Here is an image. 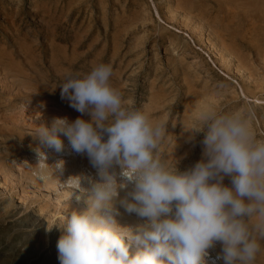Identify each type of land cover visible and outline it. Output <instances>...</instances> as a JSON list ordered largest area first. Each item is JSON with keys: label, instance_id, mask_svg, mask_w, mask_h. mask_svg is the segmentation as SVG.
Wrapping results in <instances>:
<instances>
[{"label": "rangeland", "instance_id": "obj_1", "mask_svg": "<svg viewBox=\"0 0 264 264\" xmlns=\"http://www.w3.org/2000/svg\"><path fill=\"white\" fill-rule=\"evenodd\" d=\"M99 64L111 66L128 109L163 126L169 170L204 158V133L186 130L205 112L237 114L264 141V0H0V264H60L62 226L87 210L85 177L98 179L88 157L61 134L64 150L42 148L38 164L33 135L55 117L90 120L59 86ZM132 190L113 200L125 233L147 223L120 203ZM124 241L133 256L143 250ZM261 246L255 264H264ZM220 253L217 243L206 264Z\"/></svg>", "mask_w": 264, "mask_h": 264}, {"label": "clouds", "instance_id": "obj_2", "mask_svg": "<svg viewBox=\"0 0 264 264\" xmlns=\"http://www.w3.org/2000/svg\"><path fill=\"white\" fill-rule=\"evenodd\" d=\"M111 76V66L99 64L82 78L69 77L60 97L90 120L55 117L51 129L33 135L38 164L47 160L42 148L64 150L62 134L98 177H85L87 210L72 212L62 226L60 264H206L217 243L221 253L212 264H255L264 240V141L237 114L205 112L201 126L186 130L204 133V158L189 172L169 170L159 154L163 126L128 109ZM129 184L131 199L121 205L147 219L135 233L121 231L113 207ZM125 236L143 250L131 255Z\"/></svg>", "mask_w": 264, "mask_h": 264}]
</instances>
